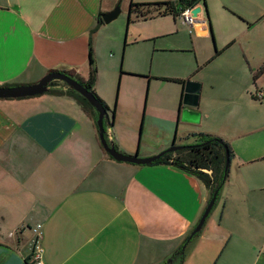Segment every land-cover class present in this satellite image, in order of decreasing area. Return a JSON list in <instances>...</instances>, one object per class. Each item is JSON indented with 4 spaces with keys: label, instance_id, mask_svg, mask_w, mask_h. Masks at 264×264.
Instances as JSON below:
<instances>
[{
    "label": "crops",
    "instance_id": "crops-1",
    "mask_svg": "<svg viewBox=\"0 0 264 264\" xmlns=\"http://www.w3.org/2000/svg\"><path fill=\"white\" fill-rule=\"evenodd\" d=\"M206 4L196 5L201 12L191 32L198 42L213 39ZM226 7L246 29L264 18L263 2ZM111 11L105 0H0V87L32 85L54 71L85 81L92 32ZM227 13L219 26L236 27L237 17ZM167 16L177 18H156ZM263 64L264 49L226 62L222 70L240 80L237 91L218 81L175 77L199 85V122L184 123L180 141L168 113L147 128L140 123L135 145L137 121L127 127L129 142L116 134L115 113L108 127V140L139 158L172 142L195 145L197 134L228 144L227 180L182 264H264V74L252 81ZM97 81L98 70L95 92ZM162 81L176 85L181 99L184 83ZM179 116L178 107L176 130ZM210 199L199 180L172 165L114 161L91 114L71 97L0 100V264H27L38 224L45 264H164L187 242Z\"/></svg>",
    "mask_w": 264,
    "mask_h": 264
},
{
    "label": "rangeland",
    "instance_id": "rangeland-1",
    "mask_svg": "<svg viewBox=\"0 0 264 264\" xmlns=\"http://www.w3.org/2000/svg\"><path fill=\"white\" fill-rule=\"evenodd\" d=\"M105 1L111 10L119 4L120 14L109 24H100L94 32L92 46L98 70L96 93L110 111L115 109V117L119 122L116 134L125 135L127 141L131 140L127 127L137 121L134 145L139 136L140 123L147 128L167 113L172 114L175 121L181 101L179 88L162 79H187L194 76L206 79L211 84L218 81L223 85H231L237 91L239 78L227 74L222 68L228 61L243 58L246 52L256 53L264 49V18L253 28L246 29L243 27V18L226 7H229V2L250 6L264 3V0H205L211 9H208L209 19H213L210 24L215 26L211 25L213 39L208 37L204 42L195 40V34L178 17L175 20L170 16L144 20L132 15V22L127 24L130 2L134 5H147L176 0ZM153 10L150 9V12ZM226 11L229 16L240 19L235 18L236 27L219 26V23H224ZM230 43L232 45L227 47ZM224 45L227 48H222ZM214 48L222 53L212 60ZM205 51L206 57L203 55ZM120 72L123 75L119 79ZM42 98H49V95L45 94ZM174 121L172 136L175 134L176 140L180 141L182 128L187 127L180 121L176 130ZM140 147L142 150L145 146L141 143ZM176 262L178 259L172 260L170 256L164 260V264Z\"/></svg>",
    "mask_w": 264,
    "mask_h": 264
},
{
    "label": "trees",
    "instance_id": "trees-1",
    "mask_svg": "<svg viewBox=\"0 0 264 264\" xmlns=\"http://www.w3.org/2000/svg\"><path fill=\"white\" fill-rule=\"evenodd\" d=\"M203 1L204 0H178L176 6L174 5V3L170 1L164 3H158V4H147V5H134L132 2H130L128 8L127 24H130L132 22L131 19L132 15H134L136 19L142 18L144 20L148 18L164 16V15H172L173 17H179L181 11L187 8H193L198 3ZM150 9H154V10L150 12ZM98 24L99 25L102 24L100 18H98ZM94 31L95 30H93L92 33H94ZM220 54H221L220 51H216L213 56V59L219 56ZM65 74L70 78L75 79L77 82H80L83 85V87L86 90H88L102 104L104 109L111 115V117L114 116L115 109L110 111L108 106L97 96L94 90L95 83L97 80V68L93 60L92 38L90 39L89 42V72L87 79L85 81L81 80L71 72H67ZM263 74H264V64L260 67L258 71L252 74L253 83H255L256 80L259 79V77H261V75ZM163 80H167V79H163ZM168 81L177 84L184 83V81L182 80H168ZM47 94L64 95L75 99L82 106L83 110L89 112L92 118L96 121L97 114L94 111V109L90 106V104L78 93L67 88L63 83L52 82L50 84V89L47 92ZM112 121H110L109 126L107 127L112 126L113 123ZM194 136L198 140V142L195 145L187 146L174 153L166 154L163 157H161L159 160L155 161L150 165H160V164L172 165L175 168L194 176L210 192L211 197L213 196L214 193H217L216 196V201H217L219 193L223 188L228 177V169L225 170V153L227 152L231 160L233 156L232 152L228 144L217 136L207 135V134H197ZM31 232H32V240H33L34 238L33 228ZM42 234H43V226H42ZM197 235H199V233ZM197 235H195L192 238V240H194ZM181 249L182 247L177 252H175V254L179 253V264H182V261L185 257V252L180 253Z\"/></svg>",
    "mask_w": 264,
    "mask_h": 264
},
{
    "label": "water",
    "instance_id": "water-1",
    "mask_svg": "<svg viewBox=\"0 0 264 264\" xmlns=\"http://www.w3.org/2000/svg\"><path fill=\"white\" fill-rule=\"evenodd\" d=\"M201 12L200 6H195L191 10V15L196 19ZM120 14V5L118 4L111 12L101 15V21L103 24H109L113 20H115ZM52 82H60L63 83L67 88L73 90L78 93L81 97H83L90 106L94 109L97 114V119L95 121L98 137L104 152L112 158L114 161L119 163L137 165V166H146L154 163L159 160L166 154L174 153L179 151L187 146H179L174 142L171 145L154 156L148 158H139L136 154L134 155H126L120 152L113 142L109 141L107 138V130L110 121L113 120L114 116L111 115L104 109L102 104L88 91L86 90L80 82H77L75 79L70 78L66 74L54 71L48 73L37 83L32 85H24V86H15V87H0V100H18V99H27L34 98L38 96H43L47 94L50 89V84ZM199 93V85L193 82H186L183 84L182 92H181V101L179 104V121L186 124H195L199 122V112L195 111L194 108L197 107ZM106 126V127H105ZM111 128V127H110ZM230 158L227 152L225 153V170L229 168ZM217 193H214L211 197L208 205L206 206L201 218L199 219L197 225L192 231L191 235L187 239V242L182 246L181 252L183 253L187 244L192 240V238L197 235L207 218L209 217L211 210L216 202ZM179 258V253L173 255L171 257L172 260ZM171 263V262H170ZM169 263V264H170Z\"/></svg>",
    "mask_w": 264,
    "mask_h": 264
},
{
    "label": "built area",
    "instance_id": "built-area-1",
    "mask_svg": "<svg viewBox=\"0 0 264 264\" xmlns=\"http://www.w3.org/2000/svg\"><path fill=\"white\" fill-rule=\"evenodd\" d=\"M193 8H187L180 12L179 18L182 23L189 27L190 31L194 24L196 23V19L191 15V10ZM262 94H258L257 98H262ZM34 238L31 241V248H30V256L27 260V264H45L43 260V248H42V226L37 225L33 228Z\"/></svg>",
    "mask_w": 264,
    "mask_h": 264
},
{
    "label": "clouds",
    "instance_id": "clouds-1",
    "mask_svg": "<svg viewBox=\"0 0 264 264\" xmlns=\"http://www.w3.org/2000/svg\"><path fill=\"white\" fill-rule=\"evenodd\" d=\"M179 18V17H178Z\"/></svg>",
    "mask_w": 264,
    "mask_h": 264
}]
</instances>
